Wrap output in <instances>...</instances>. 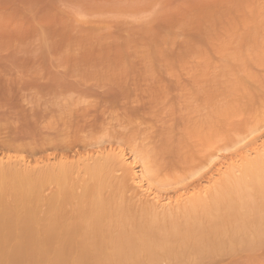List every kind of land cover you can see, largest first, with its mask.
<instances>
[{"label": "rangeland", "instance_id": "obj_1", "mask_svg": "<svg viewBox=\"0 0 264 264\" xmlns=\"http://www.w3.org/2000/svg\"><path fill=\"white\" fill-rule=\"evenodd\" d=\"M0 147L5 163L10 154L34 171L53 168L44 187L63 192L46 194L62 198L57 212L64 214L91 210L87 169L112 156L114 184L127 191L115 203L128 210L124 220L146 204L175 209L197 195L219 209L212 221L229 234V207L211 196L228 177L243 179L254 201L237 224L256 225L242 238L248 242L231 247L223 240L208 258L185 264H264V193L246 174L264 161V0H0ZM60 162L76 170H69L71 180L67 170L63 183ZM115 186L103 191L118 195ZM51 202L43 214L57 215ZM187 207L184 216H201V206ZM44 221L38 225L47 227ZM71 221L69 227L80 223ZM26 225L20 231L41 227ZM2 236L0 264L68 262L57 250L53 259L34 256L29 263L33 241ZM229 246L234 254L224 255ZM116 253L102 260L119 264ZM168 258L158 264L175 262Z\"/></svg>", "mask_w": 264, "mask_h": 264}, {"label": "bare ground", "instance_id": "obj_2", "mask_svg": "<svg viewBox=\"0 0 264 264\" xmlns=\"http://www.w3.org/2000/svg\"><path fill=\"white\" fill-rule=\"evenodd\" d=\"M213 101L212 103H215ZM258 152L259 151H256L255 154L257 155ZM9 155L10 154H8L9 159L7 157L8 161L6 160L7 161L6 163L4 159H3L4 163L3 160L0 161V225L2 226L1 227L2 230H0V232L4 235L2 236L3 238H9V239L11 238V240L14 239V241L16 240L19 241L22 240L23 238L22 241L24 240L29 241L28 243H31L30 241H33L32 244H34L35 246L33 247L32 250L30 251L29 249L27 250L30 252V254H28L29 252L26 251L27 254L30 256L29 257L30 259L28 258L29 263L32 262L31 260H33L32 257L34 256L35 257L40 256L41 258L45 256H49L47 258L50 257L52 258V256H50L51 254L55 252L54 253L55 255L57 250H61V252L63 251V254L66 255L65 260L68 259V262L65 261L66 264H110L107 260L105 259L102 260V257H104L105 255L107 256V254L109 255L110 253L112 254V252L113 254L114 252L118 253V256H120V258L118 256H116V258L118 257L120 259L119 261L122 264L123 263L126 264V262L128 261H130L128 264L130 263L158 264L160 260L164 258L167 259L168 257H170L171 259L172 258L175 259V262L171 264H185L187 263L186 261L195 262L197 260L202 259L203 257L205 258L206 255H209L208 253L211 252L212 247H214L213 245L223 240L228 241L230 243L228 245H230L231 247H234L235 245H236L235 247H237V244L238 245L240 244L242 245L243 243L246 244V242H248L246 240V237L244 238V240L242 238L245 236V234L253 230V228L255 229L256 226L253 225V221L250 219L247 220L244 226L237 224V221L239 219L241 220L242 218L247 216V211H249L250 207L252 206L254 198H252L247 191L249 187V183H247L243 179L236 178V176H230L227 178L224 184L222 183L218 184L216 186V193H214L211 196V199L213 200L214 204L215 203L218 204L220 201L225 200L230 210L229 217L231 222L230 220L229 222L233 224V231L229 234H222L219 230L223 227L224 223L212 221V216L219 214V209L210 210L213 205L208 206L207 204L204 203V198L201 196L196 197L197 195L193 196V198L192 197L187 198V200L189 199L188 202H184L185 199L184 198L182 204L180 203L181 201L178 202L180 203V205L176 203L175 209L174 208L171 209L172 207H170V205L164 206L162 208L161 207L163 206L162 204L160 206L158 205L160 201L158 204L157 203L153 204L154 202L150 203L151 205L146 204L147 205L146 207H144L145 206L144 202H143L144 204L140 202L142 203L141 206L144 208L141 209L142 207L140 208L135 207L136 211L137 209L138 210L141 209V210L137 211V213L133 211L134 214L136 213L134 216L133 215L131 216V214H133V212H131V214L128 215L130 217H128L127 220H124L121 216L124 215L125 212L128 210H126L125 206L121 207L115 205V203L119 199L125 198L124 193L127 191H124L123 189L124 186L122 185H121L122 187L120 185H116L117 188L115 186L116 184L115 181L117 182V179L114 180L112 175H114V172L115 174L118 172L116 168H114V170L116 171H114L113 169L111 170L110 165L111 163H113V161H115V158L112 161V156L109 157V159H103L102 157L103 155L99 158L97 157L98 159L100 158L102 159L98 160V162L94 164L92 163V166L89 165L91 163L88 164V162L90 161L86 162L85 166L86 167H88L87 165L90 166L88 167V169L86 168L88 170L87 172L90 173L91 176V177L89 176L90 179L92 178L90 191L93 195H95V199L91 210L85 212L83 211L85 208L84 207L82 208V206H80L81 209H83L82 210L83 212H79L81 210H76L77 216H76V211L73 209L71 211L73 212L75 211L74 215L73 212L72 215H69L71 214V211L69 213L68 212L69 210L67 211L66 208H65L66 211H63L65 212V214L62 213L61 211L57 212L58 207L60 206V204L63 203V201L62 203L60 201L62 200V198L60 199V196L58 195H60L59 193H63V192L59 190L60 188L58 190H55L57 192L60 191L59 193L56 192L58 194L57 196L59 197V200L51 199L50 197H52V195L53 197L56 196V193L52 189L55 194H53V192H51L52 193L51 194L47 189V192L51 194L49 195L45 191L46 188L48 187H44L47 184L48 185L50 184L49 186H51L52 184L47 182L45 185L44 181L48 180L46 179V177L48 178L49 174H51L50 170H52L53 172V168L47 169L44 167L45 168L44 169L43 167H41L42 168L41 169L40 167H37L38 166L37 165L36 168H39L41 170L38 171V169H36V171H34L35 169L33 167L32 170L29 169L31 167L28 168L26 166L27 161L23 162L24 160L23 161L21 160V162H19L18 159L14 158L15 162L14 161L12 162L13 158L10 157ZM119 155H121V153ZM243 159L245 161H248L252 159V156ZM96 160H94L93 162H95ZM60 163H59L60 168L61 166H63V168L66 167L65 164L66 162L63 165H62L63 162ZM124 163L128 164V162H124ZM68 165L71 164L68 163ZM68 165L66 168H70V166L68 167ZM124 165L125 164H123V166ZM63 168L60 169L63 171L58 170L60 171L58 172L59 174L58 181L61 183H63V181L65 182V180L68 181L67 179L68 176L72 174L71 169H74V168L69 169L71 172L67 169L70 172L69 174V172H66L67 170ZM46 169L47 170L50 169L49 170L50 173L47 171L49 174L46 173ZM55 169L57 170V167H55ZM74 170L73 173L80 174V171L75 172L76 170L75 171ZM128 171L129 170L127 169L126 173ZM84 172H86V170ZM231 172H235L234 168L231 170ZM246 174H248V176L254 181L253 186L255 187V189L258 192L264 193V161L259 162L256 169L247 170ZM73 176L74 174H72L71 177L69 176L70 177L69 179L71 180ZM126 176L127 175L125 174L124 177ZM112 179L114 181H112ZM112 185L115 186V188L119 192L118 195L105 194V192L103 191L105 190V188L109 186L112 187ZM42 189H44L45 192L41 191ZM63 189L65 193L68 192V189L67 191L65 190V188ZM46 193L50 197H48ZM45 194L48 197L46 199H44ZM70 194L72 193L69 191L68 195ZM10 197L12 199L11 203L8 200L10 199ZM134 197L135 196L132 197L133 200ZM55 198L57 199V197ZM129 199L126 198L124 200H129ZM46 200L48 201L47 203L53 200V202H51L52 208L53 210H56V212L55 211L52 212L53 213L55 212L54 214L57 213V215H52L54 219H52L50 212L43 214L44 212H46V211L43 212V210H46V208L49 207L48 205H45L47 204ZM134 202L135 201H133V203ZM190 202L196 204V206H201L202 208L201 216H197V217L184 216L185 215L184 211L185 212L188 210L190 211V208L187 207V204ZM129 203L127 204V209L129 207V211H131L133 210L134 206L133 207H131L132 205L129 206ZM133 205L136 206V203H134ZM154 205H158L159 209L157 206H155L156 207L155 208ZM137 207H139L138 204ZM160 207L162 209H160ZM168 207L170 209H168ZM62 208H60L59 210H61ZM49 209L47 210L50 211ZM66 212H68L69 214L67 215ZM48 214L51 216L52 219L50 222H48V217L46 218ZM68 217L70 221L71 220L73 221V223H75L74 221L76 219H80L79 225L76 226L74 225L73 227H69L70 225L73 224H71L70 221L67 220ZM45 218L47 222L44 221ZM56 219H59L61 223L58 224L59 221H56L58 223L55 222L56 224H53V222ZM43 221H44V225L45 223H48L47 224L48 226L46 225L47 227L38 225L40 223H43ZM19 222H22L19 224L20 230H21L20 225L22 224L24 226L28 224V226L37 225L36 227L38 226L41 227L40 228L38 227L39 229L38 230L32 228L33 226H31L26 230V228L23 226L24 231H20L18 229H16L18 230L16 231L15 228H18V225L14 223H19ZM13 225H17V226H15L14 228ZM205 227H208L210 230L208 232H205L203 230ZM41 228L43 230H41ZM51 235H55V237L54 236H53L54 238L50 237L52 238V240H49L48 237ZM204 240L207 241L202 242ZM231 244H233L234 246ZM217 246L218 245H216V248ZM30 247H32V245ZM82 247L83 250L81 251L80 248ZM231 247L230 249H226V250L224 249L225 250L223 251L224 255L228 253L227 251L232 253ZM73 254L76 256L73 257L72 256ZM65 255H63V257H65ZM35 257L34 259H36ZM230 257H233V255ZM19 258L22 259V257ZM23 258L25 259L24 256ZM94 258L96 259L99 258L98 262L97 260L96 262H94L95 261ZM18 260L19 259H17L16 261ZM202 261L204 262V260ZM120 262L118 263L121 264ZM207 263L205 262V264ZM53 264L55 263L53 262Z\"/></svg>", "mask_w": 264, "mask_h": 264}]
</instances>
